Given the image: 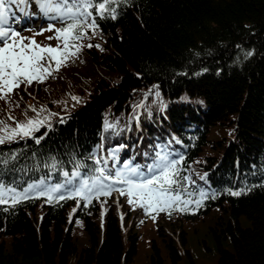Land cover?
<instances>
[{
    "label": "trees",
    "instance_id": "16d2710c",
    "mask_svg": "<svg viewBox=\"0 0 264 264\" xmlns=\"http://www.w3.org/2000/svg\"><path fill=\"white\" fill-rule=\"evenodd\" d=\"M116 11V19L97 17L52 77L0 100V120L37 116L31 107L56 114L35 134L47 133L39 144L0 151L27 143L71 174L74 161L91 166L90 155L113 149L121 163L143 165L144 153L171 142L181 175L195 181L191 199L197 189L207 197L170 214L146 213L115 190L90 204L25 201L0 211V264H134L142 241L144 264H264V0H122ZM50 25L64 26L49 21L28 36L55 47V30L43 31ZM147 224L154 236L142 231Z\"/></svg>",
    "mask_w": 264,
    "mask_h": 264
},
{
    "label": "snow or ice",
    "instance_id": "6c2138e0",
    "mask_svg": "<svg viewBox=\"0 0 264 264\" xmlns=\"http://www.w3.org/2000/svg\"><path fill=\"white\" fill-rule=\"evenodd\" d=\"M34 2L45 17L64 24L61 28L53 29L50 25L48 29L43 30H55L56 36H49L48 39L55 38L60 43L55 47L41 46L34 38L22 36L14 27L21 22L22 16L30 15L28 9L33 0H0V100L10 101L11 95L21 85L44 83L62 66H66L68 60L77 56L81 50L82 45L79 41L87 37L89 30L94 32L98 28L97 17L116 19V9L122 0H34ZM94 46L99 47L87 45L89 48ZM156 95L159 96L158 91ZM72 99L79 102L78 97ZM31 111L37 113V116L24 121H17L9 113L8 120L12 121L11 125L8 120H0V145L29 138L34 139L37 144L40 143L46 132L39 137L35 134L41 128H50V118L56 114L41 115L47 112L44 108L37 110L31 107ZM61 122H64L63 118ZM106 127L112 128L113 125L106 123ZM170 144L171 142L157 145L151 154L144 153L147 162L143 165H133L130 160L121 163L118 149H113L108 157L90 155L87 159L92 160L91 166L74 161L71 174L68 171L62 172L64 177L62 182L51 183L49 174L48 178L41 177L37 182L28 183L27 186H22L14 177L9 183H5V172L19 173L28 169L24 166L17 168L15 164L8 167L10 163L16 161L17 152L10 154L0 152V205H6L0 208V211L7 212L16 204L34 197H44L47 203L79 198L90 204L94 197L99 199L100 196H108L114 190L126 195L129 205L133 207L138 205L149 214L150 210L170 214L178 205H183L181 210H186L193 203L199 207L207 193L197 189L200 198L191 199L196 192L190 191L189 186L195 185V181L190 175H181L180 165L183 157L172 150ZM109 160L112 161V167L108 166ZM39 167L40 165L36 164L33 170ZM43 167L56 170L57 164L55 161L51 164L46 162ZM81 168L88 170L82 173ZM22 179L20 177V180ZM200 179L206 180V175ZM248 191H251V188L245 187L238 191L228 190L227 194L240 196L247 194ZM185 196L189 198L185 199ZM152 218L155 219V216Z\"/></svg>",
    "mask_w": 264,
    "mask_h": 264
},
{
    "label": "rangeland",
    "instance_id": "374dc122",
    "mask_svg": "<svg viewBox=\"0 0 264 264\" xmlns=\"http://www.w3.org/2000/svg\"><path fill=\"white\" fill-rule=\"evenodd\" d=\"M22 19H24V17H22ZM38 18H33L31 21H27L28 23H29V25L31 24V23H38ZM45 21V19H43L42 20V23ZM25 20L23 21V22H21V23H24V24H21V23H19L18 24V27H22V26H25ZM46 22H48V21H46ZM46 22H44V23H46ZM41 26V25H40ZM40 26H37L38 28H40ZM38 30H40V29H38ZM20 32H21V35L22 36H24V37H31V36H28V35H30V33H23L24 31H23V28H20V30H19ZM44 33V32H42V31H40V33L38 34H36V36H41L42 34ZM32 38H34V37H32ZM27 42V41H26ZM37 42H41V40H39L38 39V41ZM92 42V40H90V43ZM60 111V113H63V112H67V110L66 109H63V110H59ZM35 182H37V181H35ZM33 183V182H32ZM114 196H115V198H114V200H113V202H117V201H119V199L117 198V193H115L114 194ZM142 231H144V234H145V236L147 237V236H150V235H152V236H154V232H153V227L151 226L150 227V224H147V227H144L143 229H142ZM147 255H149V249H148V246H146L145 244H144V242L142 241V244L141 245H139V255L138 256H140V258H137V260L135 261V263L134 264H144V261L142 260L143 259V257L145 258H147Z\"/></svg>",
    "mask_w": 264,
    "mask_h": 264
},
{
    "label": "bare ground",
    "instance_id": "6f19581e",
    "mask_svg": "<svg viewBox=\"0 0 264 264\" xmlns=\"http://www.w3.org/2000/svg\"><path fill=\"white\" fill-rule=\"evenodd\" d=\"M39 24H40V23H39ZM238 49H240V48H238ZM238 49H237V50H238ZM238 51H239V50H238ZM237 53H238V52H237Z\"/></svg>",
    "mask_w": 264,
    "mask_h": 264
}]
</instances>
